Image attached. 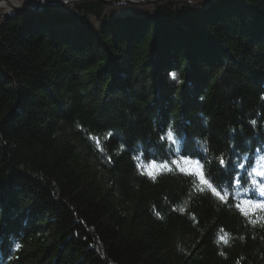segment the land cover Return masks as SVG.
Instances as JSON below:
<instances>
[{
  "label": "trees",
  "instance_id": "trees-1",
  "mask_svg": "<svg viewBox=\"0 0 264 264\" xmlns=\"http://www.w3.org/2000/svg\"><path fill=\"white\" fill-rule=\"evenodd\" d=\"M262 172L264 0L0 19V264H264Z\"/></svg>",
  "mask_w": 264,
  "mask_h": 264
},
{
  "label": "snow or ice",
  "instance_id": "snow-or-ice-1",
  "mask_svg": "<svg viewBox=\"0 0 264 264\" xmlns=\"http://www.w3.org/2000/svg\"><path fill=\"white\" fill-rule=\"evenodd\" d=\"M170 75H171L172 79H174V80L176 79L175 73H170ZM251 124L253 126H255L256 121L255 120L251 121ZM167 137L174 140L173 132L168 131ZM182 159L190 160L195 165L194 170H192L190 173H188V179L190 181L198 179L201 183L206 185L211 190V192L215 193L217 197H219L221 200H223V196L217 190V186L215 184V179H214V177H212V174L210 171V164L208 163V159H207V151L203 150V151L198 152V153H182ZM171 163L174 165L176 163V161H172ZM153 166H155V162H154ZM164 166L168 167L167 164H165ZM217 167L218 168L223 167V168L227 169V165L225 164V161L222 157L218 158ZM232 167L233 168L237 167V164L233 163ZM238 167L240 169H245L246 167H250V165H246L244 163H238ZM247 175L248 174L246 171L243 172L240 176H237L235 174V172H233V177H232V180L230 182V186H232V185L243 186L244 184H247L248 180L244 179V177H246ZM259 175L264 177V172L260 173ZM255 183H256V181H253V184H255ZM259 192L262 196H264V184L260 185ZM229 199H231V197H229ZM247 203L251 204L252 201H247ZM255 207L264 209V203H256ZM17 247H19V245H17Z\"/></svg>",
  "mask_w": 264,
  "mask_h": 264
},
{
  "label": "bare ground",
  "instance_id": "bare-ground-1",
  "mask_svg": "<svg viewBox=\"0 0 264 264\" xmlns=\"http://www.w3.org/2000/svg\"><path fill=\"white\" fill-rule=\"evenodd\" d=\"M24 1H25V4H29V6L30 5L31 6L35 5V1L34 0H24ZM61 1L62 0H49L46 3V5H48V7H50V6H57ZM66 1H80V0H66ZM131 1H133L135 3H138V2H142L144 0H131ZM14 8H20V3H18L17 0H5L3 2H0V12H1V14H6V15H10V14H13V15L14 14H21L20 12H18ZM45 8H47V7H45ZM45 8H43V9H45ZM28 13L29 14H32L30 12H28ZM195 142H196V146H197L198 152H201L203 150H206L207 151V159H208L209 153L210 154H213V152H211L209 150L208 146L206 147L204 145V143H203L202 140L198 139ZM253 172H254V176H257L258 168H255Z\"/></svg>",
  "mask_w": 264,
  "mask_h": 264
},
{
  "label": "water",
  "instance_id": "water-1",
  "mask_svg": "<svg viewBox=\"0 0 264 264\" xmlns=\"http://www.w3.org/2000/svg\"><path fill=\"white\" fill-rule=\"evenodd\" d=\"M3 1H5V0H0V2H3ZM34 1H35V5H33L31 7L14 8V9H16L20 13H28V12H37L39 10H43V8H45V7H48V5H46V3L49 0H34ZM94 1L100 2V3L105 4V5L112 6V5L156 4L162 0H144V1L138 2V3H135L131 0H119V1L94 0ZM1 16H7V15L2 14Z\"/></svg>",
  "mask_w": 264,
  "mask_h": 264
},
{
  "label": "rangeland",
  "instance_id": "rangeland-1",
  "mask_svg": "<svg viewBox=\"0 0 264 264\" xmlns=\"http://www.w3.org/2000/svg\"><path fill=\"white\" fill-rule=\"evenodd\" d=\"M66 0H62V2H65ZM112 1H119V0H112ZM164 1H166V0H162V1H159L158 3H161V2H164ZM179 1V0H178ZM180 1H188V2H192V1H197V2H202V1H204V0H180ZM17 2L18 3H20V8H27V7H31V5L29 6V4H25V1L24 0H17ZM67 2V1H66ZM58 3V2H57ZM158 3H156V4H158ZM60 4V3H59ZM150 5H155V4H134V5H130V6H150ZM112 6H123V5H112ZM39 11H42V10H39ZM39 11H37V12H39ZM30 13H36V12H30ZM2 14H1V12H0V19H2V18H5V17H8V16H10V15H12V14H10V15H7V16H1ZM4 15H6V14H4Z\"/></svg>",
  "mask_w": 264,
  "mask_h": 264
}]
</instances>
